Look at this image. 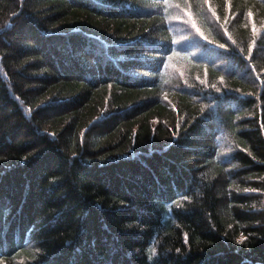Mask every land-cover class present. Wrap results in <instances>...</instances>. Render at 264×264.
<instances>
[{"label": "trees", "instance_id": "obj_1", "mask_svg": "<svg viewBox=\"0 0 264 264\" xmlns=\"http://www.w3.org/2000/svg\"><path fill=\"white\" fill-rule=\"evenodd\" d=\"M0 264H264V0H0Z\"/></svg>", "mask_w": 264, "mask_h": 264}, {"label": "snow or ice", "instance_id": "obj_2", "mask_svg": "<svg viewBox=\"0 0 264 264\" xmlns=\"http://www.w3.org/2000/svg\"><path fill=\"white\" fill-rule=\"evenodd\" d=\"M249 15H251V14H249ZM197 30V32H199L200 30H199V28H197L196 29ZM253 31H255V29L253 28ZM154 251V250H153ZM179 251V250H178Z\"/></svg>", "mask_w": 264, "mask_h": 264}]
</instances>
